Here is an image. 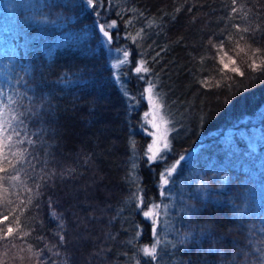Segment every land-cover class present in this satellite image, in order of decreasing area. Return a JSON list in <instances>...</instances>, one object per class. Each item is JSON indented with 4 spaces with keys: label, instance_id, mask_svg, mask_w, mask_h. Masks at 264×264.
Returning a JSON list of instances; mask_svg holds the SVG:
<instances>
[{
    "label": "trees",
    "instance_id": "trees-1",
    "mask_svg": "<svg viewBox=\"0 0 264 264\" xmlns=\"http://www.w3.org/2000/svg\"><path fill=\"white\" fill-rule=\"evenodd\" d=\"M94 3L0 0V218L15 229L0 225V264H149L146 246L151 264H244L245 248L264 264V70L250 67L264 0ZM112 20L109 45L99 24ZM109 47L129 53L118 69ZM149 82L171 132L146 163ZM141 197L161 205L155 235Z\"/></svg>",
    "mask_w": 264,
    "mask_h": 264
},
{
    "label": "snow or ice",
    "instance_id": "snow-or-ice-1",
    "mask_svg": "<svg viewBox=\"0 0 264 264\" xmlns=\"http://www.w3.org/2000/svg\"><path fill=\"white\" fill-rule=\"evenodd\" d=\"M235 3L236 0H233V7H232V12H236L237 9L235 7ZM86 6L88 9H90L92 12H96V8H97V4L94 3V0H86ZM189 11H191V9H189ZM97 15H99V13H97ZM119 25L118 22L116 20H112L111 23H100L99 24V33L101 35V37L103 39L106 40V42L110 45L112 43L113 40V33L110 30L113 29H118ZM239 29V26H235ZM243 31H247V29H244ZM117 39H119V35L116 36ZM240 39H244L243 36L240 37ZM224 48V43L223 41L220 44V49L223 50ZM261 49L257 48L252 52V56L255 57V59H252V63L250 64V67L253 71H257V70H264V55H260L261 53ZM129 55V53L127 51L124 52V56L127 58ZM257 60H259V63H257ZM123 63V61L121 62ZM220 63L222 64L223 68L225 70H230L231 72L234 73H239L240 70L237 67H232L229 68V65L224 63L223 59L220 60ZM232 64H235L236 61L233 59L231 61ZM150 70L148 67H145V61L143 59H141L137 66L134 68V72L137 75L138 78H143L146 79V77H144L142 74H146L148 73ZM241 75H243V73H240ZM153 88H152V84L151 82L148 83V86L144 89V93L145 94H150L152 93ZM147 101L149 104L152 103V97L151 95L147 96ZM163 106H161L162 108ZM145 116H148V113H145ZM161 119L163 120V117H161ZM165 123H170V120L168 121H164ZM22 127H27V125L25 124L24 120L21 119L20 121ZM153 127H156V124L152 125ZM3 130L0 129V132H2ZM17 135H19V132H17ZM9 139H11V137H8ZM18 143H23V141H18ZM29 143H32L31 139H29ZM155 143V141L153 142V144ZM153 144H149L148 145V152L150 153V155L147 156L146 158V163L147 162H154L157 159H164V157L166 156V150L168 149L169 145L167 142H165L164 144V150L160 152L159 157L157 156V151L154 150L153 148ZM26 151V150H25ZM184 157H181V160H183ZM10 162V161H9ZM2 170V169H0ZM173 176V171L172 168H168L165 172H162L160 175V185L158 187L163 188L164 186L168 185L170 180L169 178H171ZM17 177L15 175L11 176V179L15 180ZM204 190H207V185H204ZM137 191H142L141 189H138ZM166 195V190L165 191H161L160 192V196L163 197ZM194 198H198V197H194ZM136 209L140 212H142V215L145 219H150L151 223L153 225L152 227V233L155 235L157 233V228H156V224H157V220L153 217L156 216V213L154 211V209H159L161 208V205L158 203H152L150 207H148V209L145 211L144 210V202H143V198H139L138 202L135 205ZM189 211L195 215L199 210L196 209L195 207H192L189 209ZM5 221H8V223L5 225ZM0 225H5L4 230H3V235L4 238L7 239L11 234H13L14 232V228L12 226V222L9 221V216L8 215H4L2 218H0ZM193 240H195V237L192 238ZM60 240V244L64 245L67 243V241L65 240V236L61 235L59 237ZM182 243H184L182 241ZM142 252L144 254L145 257L149 258V264H151V261L155 260L156 256V248L155 247H144L142 249ZM225 258L227 259L228 257L225 256ZM253 259H258V257L256 256V252L255 250H249V248H245L242 250V252L238 253L236 256V260H243L244 264H251V261Z\"/></svg>",
    "mask_w": 264,
    "mask_h": 264
},
{
    "label": "rangeland",
    "instance_id": "rangeland-1",
    "mask_svg": "<svg viewBox=\"0 0 264 264\" xmlns=\"http://www.w3.org/2000/svg\"><path fill=\"white\" fill-rule=\"evenodd\" d=\"M105 42H106V40H105ZM109 51H110L109 55H110L112 65H113L114 69H118L124 63V61L127 58L124 56V53L119 52L117 49H112L111 47H109ZM122 61H123V63H121ZM137 64H138V62H136V66H137ZM143 95H144V99L146 102V108H145L144 112L142 113L141 120L146 125V132L149 136L148 145L153 144V142L155 141V143L153 144V148H154V150L157 151V156L159 157L160 152L164 150L165 142L168 143V135L171 132V129L169 127V123L164 122V121H168V120L166 119V116L164 115V112H163L159 102L157 101L153 91L150 94H145L143 92ZM148 95H151V97H152V103L151 104H149L147 101ZM146 112L148 113V116H145ZM161 117H163V120L161 119ZM153 124H156L157 126L153 127L152 126ZM148 145H147V150H148ZM190 154H191V151L180 154L177 157L178 160L176 162H174L173 167L176 165V163L178 161H181V157H184L183 160L186 161L189 158ZM148 155H150L149 152H148ZM91 175H95V173L93 172ZM90 181L91 180L86 182L84 184V186L81 185L80 188H78L77 192L79 193L81 199H84L87 196V193H85V191H84L85 188L90 189L89 193H92L93 190H95L94 188H92L93 181L92 182H90ZM78 238H83V235L79 234ZM90 258L91 257H88V260Z\"/></svg>",
    "mask_w": 264,
    "mask_h": 264
}]
</instances>
